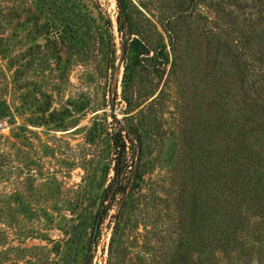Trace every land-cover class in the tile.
Listing matches in <instances>:
<instances>
[{"label":"rangeland","instance_id":"1","mask_svg":"<svg viewBox=\"0 0 264 264\" xmlns=\"http://www.w3.org/2000/svg\"><path fill=\"white\" fill-rule=\"evenodd\" d=\"M126 1L151 47L137 67L132 55L122 59L115 0H0V115L9 122L0 130V264H84L91 254L92 264H264V219L235 207L252 206L264 184L237 182L230 192L237 162L264 168V113L240 108L227 59L207 79L193 73L194 63L174 68L160 26L185 10L179 27L190 34L194 25L220 22L214 9L227 0ZM240 2L264 20V0ZM190 87L198 91L192 184L180 201L181 114ZM253 87L264 98V86ZM119 127L141 138V178L122 217L110 211L90 246ZM225 210L232 220L240 212L249 226L232 236ZM215 240L228 244L226 252L204 254L203 243Z\"/></svg>","mask_w":264,"mask_h":264},{"label":"trees","instance_id":"2","mask_svg":"<svg viewBox=\"0 0 264 264\" xmlns=\"http://www.w3.org/2000/svg\"><path fill=\"white\" fill-rule=\"evenodd\" d=\"M220 4L214 9V14L218 23H209L206 25H194L190 34L187 32L189 28L182 30L179 24L187 16L185 10L177 11L170 17H165L163 22L160 23L162 32L168 39L170 51L173 56V67L180 72L184 70V66L189 62L195 64L193 73L197 74L199 78H209L216 71V66L219 61L228 60L233 66L234 77L237 80L238 97L241 99V106L244 112H249L248 107L251 109L262 111L264 113V98L260 96V89H254V84L264 86V20L248 13L247 8L243 6L240 0H227V2L220 1ZM117 9L116 26L120 39V50L122 59L131 56V66L137 67L140 62V56L149 54L150 48L142 40L138 33V28L131 22L132 15L128 8L126 0H115ZM179 5L176 4V7ZM171 8V7H170ZM226 8H231L226 11ZM236 13V14H234ZM185 16V17H184ZM187 18V17H186ZM147 25L154 26L145 18ZM185 43V49L181 50L182 44ZM161 49L165 47L161 45ZM189 50V52H188ZM184 52V53H183ZM257 66V69H256ZM253 78L255 80H253ZM257 79L259 82H257ZM197 87L193 89L190 87L189 94L186 91L185 104L182 109L181 120V138L182 147L185 150L184 155L180 158L179 166H177L178 177L181 181L180 187L182 194L187 193V188L192 184L190 178L191 166L189 163L190 146H191V129L194 125L193 112L194 103L197 98ZM244 104V105H243ZM242 117V116H241ZM253 117V116H252ZM111 149L113 155V177L108 186L102 191L98 208L95 216V225L90 238V246L96 245L99 235V227L109 216L110 211L116 208L117 215L120 218L123 215L125 205L127 204L128 193L135 186V183L141 178L139 169V156L141 153V138L138 133L133 129L119 127L111 136ZM264 170V168H259ZM261 170V171H262ZM253 168L246 163L237 162L234 169V176L231 180L230 192L233 191L237 182L242 187L256 189L262 187L261 176L264 173ZM238 180V181H237ZM264 192V189H260ZM264 193L262 195L254 196V204L247 207L244 201H239L236 206L242 207L245 214L253 218L264 219ZM192 199H188L191 202ZM187 202V201H186ZM257 202V203H256ZM184 204V203H183ZM235 214V220L231 216V211H224V216L229 217L231 221L229 226L232 236L249 226V221L239 219L241 213ZM114 235V234H113ZM112 235V238H113ZM112 241V239H111ZM191 246H195L194 237L189 236ZM219 241H207L203 243L202 248L204 254L208 255L214 250L221 251L223 254L226 252V245L234 242L228 239L224 242L228 244H218ZM92 254L87 256L84 264H92ZM107 264H111L109 261Z\"/></svg>","mask_w":264,"mask_h":264},{"label":"built area","instance_id":"3","mask_svg":"<svg viewBox=\"0 0 264 264\" xmlns=\"http://www.w3.org/2000/svg\"><path fill=\"white\" fill-rule=\"evenodd\" d=\"M8 119L6 116L0 115V130L7 128L8 126Z\"/></svg>","mask_w":264,"mask_h":264},{"label":"water","instance_id":"4","mask_svg":"<svg viewBox=\"0 0 264 264\" xmlns=\"http://www.w3.org/2000/svg\"><path fill=\"white\" fill-rule=\"evenodd\" d=\"M96 230H97V226H96V228H95Z\"/></svg>","mask_w":264,"mask_h":264}]
</instances>
